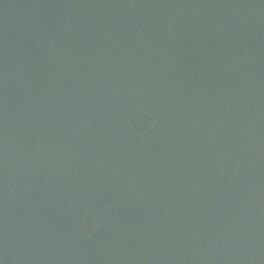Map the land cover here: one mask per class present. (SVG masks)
Here are the masks:
<instances>
[{
	"label": "water",
	"instance_id": "95a60500",
	"mask_svg": "<svg viewBox=\"0 0 264 264\" xmlns=\"http://www.w3.org/2000/svg\"><path fill=\"white\" fill-rule=\"evenodd\" d=\"M0 264H264V0H0Z\"/></svg>",
	"mask_w": 264,
	"mask_h": 264
}]
</instances>
